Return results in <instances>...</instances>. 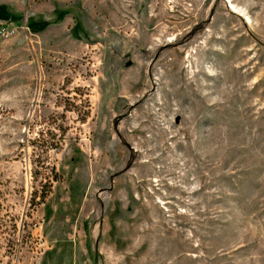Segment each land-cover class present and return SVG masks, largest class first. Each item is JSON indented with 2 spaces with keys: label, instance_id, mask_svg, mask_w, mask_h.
Segmentation results:
<instances>
[{
  "label": "rangeland",
  "instance_id": "rangeland-1",
  "mask_svg": "<svg viewBox=\"0 0 264 264\" xmlns=\"http://www.w3.org/2000/svg\"><path fill=\"white\" fill-rule=\"evenodd\" d=\"M0 264H264V0H0Z\"/></svg>",
  "mask_w": 264,
  "mask_h": 264
}]
</instances>
